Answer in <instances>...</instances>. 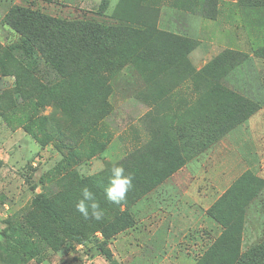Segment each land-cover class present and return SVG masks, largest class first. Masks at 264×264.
Returning <instances> with one entry per match:
<instances>
[{"label": "rangeland", "instance_id": "1", "mask_svg": "<svg viewBox=\"0 0 264 264\" xmlns=\"http://www.w3.org/2000/svg\"><path fill=\"white\" fill-rule=\"evenodd\" d=\"M241 257L264 264V0H0V264Z\"/></svg>", "mask_w": 264, "mask_h": 264}, {"label": "clouds", "instance_id": "2", "mask_svg": "<svg viewBox=\"0 0 264 264\" xmlns=\"http://www.w3.org/2000/svg\"><path fill=\"white\" fill-rule=\"evenodd\" d=\"M78 174L81 176L89 175L88 171L83 168L78 169ZM133 180L134 177L126 173L122 164H113L104 190L107 200L113 204H120L124 201L127 193L134 186ZM75 208L85 219L91 218L99 221L104 217V210L96 199L95 193L88 186L81 189V197L75 203Z\"/></svg>", "mask_w": 264, "mask_h": 264}, {"label": "trees", "instance_id": "3", "mask_svg": "<svg viewBox=\"0 0 264 264\" xmlns=\"http://www.w3.org/2000/svg\"><path fill=\"white\" fill-rule=\"evenodd\" d=\"M27 16H32L36 19H38L39 21V25H41V28L43 30H48L50 32V34L48 35V39L49 41H51L54 38L53 33L51 32L50 29H54L56 28L57 33L60 32V30L62 29L63 25H65L66 22H62V21H55V20H51V19H45L42 18L44 17L43 14H39L38 12L36 13L34 10H30L27 14ZM78 22V24L75 26L76 28H79L80 31L83 32V34H85L86 37H88V39H92V38H96L97 36L99 37H104L105 33H106V26L100 24V23H93V22H88V21H84V20H78L76 21ZM41 33H35L32 34V38L34 40H40V35ZM44 36H46V34H44ZM39 203L48 211L51 210V206L50 204L47 203V201L45 200H40ZM241 259L237 262V264L240 263Z\"/></svg>", "mask_w": 264, "mask_h": 264}, {"label": "crops", "instance_id": "4", "mask_svg": "<svg viewBox=\"0 0 264 264\" xmlns=\"http://www.w3.org/2000/svg\"><path fill=\"white\" fill-rule=\"evenodd\" d=\"M91 9H96L97 8V1H93V3L90 4Z\"/></svg>", "mask_w": 264, "mask_h": 264}]
</instances>
